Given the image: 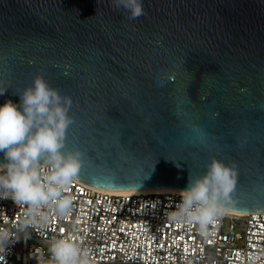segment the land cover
Here are the masks:
<instances>
[{"label":"water","instance_id":"95a60500","mask_svg":"<svg viewBox=\"0 0 264 264\" xmlns=\"http://www.w3.org/2000/svg\"><path fill=\"white\" fill-rule=\"evenodd\" d=\"M143 7L0 0V105L42 75L72 98L78 183L180 192L215 157L238 171L224 210L264 212V0Z\"/></svg>","mask_w":264,"mask_h":264},{"label":"clouds","instance_id":"9594fccd","mask_svg":"<svg viewBox=\"0 0 264 264\" xmlns=\"http://www.w3.org/2000/svg\"><path fill=\"white\" fill-rule=\"evenodd\" d=\"M111 6L123 9L129 20L146 14L143 0H111ZM15 94L19 103L9 99L0 105V199H11L21 215L14 224H0V262L5 261L9 245L21 238L27 241L34 232H46L53 218L71 216L74 200L69 190L82 167V153L66 150L65 144L74 123L69 115L72 98L39 74ZM237 177L235 165L214 157L203 175L188 176L167 220L174 225H195L201 236H207L231 202ZM31 255L37 264H92L89 250L71 231L51 236Z\"/></svg>","mask_w":264,"mask_h":264},{"label":"built area","instance_id":"2783aa9c","mask_svg":"<svg viewBox=\"0 0 264 264\" xmlns=\"http://www.w3.org/2000/svg\"><path fill=\"white\" fill-rule=\"evenodd\" d=\"M74 211L53 218L46 232L9 245L0 264H37L31 255L53 235L66 232L89 250L92 264H264V212L225 210L201 236L195 225H174L167 213L180 201L179 192L112 194L73 180ZM21 210L0 199V224H14Z\"/></svg>","mask_w":264,"mask_h":264},{"label":"bare ground","instance_id":"6f19581e","mask_svg":"<svg viewBox=\"0 0 264 264\" xmlns=\"http://www.w3.org/2000/svg\"><path fill=\"white\" fill-rule=\"evenodd\" d=\"M95 190H98V191H101V192L112 193V194H128V193H132V194H149V193H160V192H166V191L179 192V191H175V190H165V189H147V190H138V191H113V190H99V189H95ZM226 212L234 213V212H230V211H226ZM235 214H239V213H235Z\"/></svg>","mask_w":264,"mask_h":264}]
</instances>
